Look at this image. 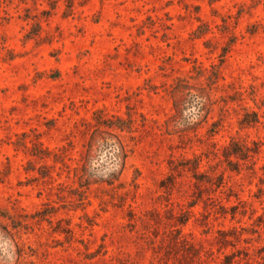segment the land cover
Listing matches in <instances>:
<instances>
[{"label":"rangeland","instance_id":"1","mask_svg":"<svg viewBox=\"0 0 264 264\" xmlns=\"http://www.w3.org/2000/svg\"><path fill=\"white\" fill-rule=\"evenodd\" d=\"M0 212V264H264V0H0Z\"/></svg>","mask_w":264,"mask_h":264},{"label":"trees","instance_id":"2","mask_svg":"<svg viewBox=\"0 0 264 264\" xmlns=\"http://www.w3.org/2000/svg\"><path fill=\"white\" fill-rule=\"evenodd\" d=\"M201 106H202V110H206V108H208V103L204 101ZM244 121H246V123H249V121H253V120L244 119ZM255 121L257 120L255 119ZM121 149L122 151H124V146H121ZM92 151H93L92 148L88 150V152L90 153ZM239 151L241 155L242 153L241 151L243 150H239ZM193 162L195 164L194 169H197L200 164L199 159H195ZM0 215H2L3 217H6L9 220V223H6V224L0 223V230L4 234V237L9 240L10 245L15 246L17 248V253L20 258L25 257V254L27 252H25V249L22 247L23 245L20 242V229L21 228L27 229V223H24L23 220L19 219L17 215L13 213L8 212L6 214H3V212H0Z\"/></svg>","mask_w":264,"mask_h":264}]
</instances>
